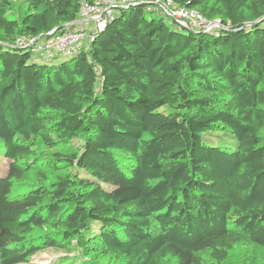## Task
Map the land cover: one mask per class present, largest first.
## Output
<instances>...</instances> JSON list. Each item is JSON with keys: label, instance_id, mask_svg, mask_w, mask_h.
I'll return each mask as SVG.
<instances>
[{"label": "trees", "instance_id": "1", "mask_svg": "<svg viewBox=\"0 0 264 264\" xmlns=\"http://www.w3.org/2000/svg\"><path fill=\"white\" fill-rule=\"evenodd\" d=\"M82 1L0 0V264L264 250V0H173L219 19L211 33L131 5L74 56L17 45L77 23Z\"/></svg>", "mask_w": 264, "mask_h": 264}, {"label": "built area", "instance_id": "2", "mask_svg": "<svg viewBox=\"0 0 264 264\" xmlns=\"http://www.w3.org/2000/svg\"><path fill=\"white\" fill-rule=\"evenodd\" d=\"M131 5H143L146 10L155 11L175 28L211 33L223 27L219 19H206L196 9L178 6L173 0H97L94 3L82 1L79 16L92 22L90 28L78 25V22L71 23L64 26L61 32L52 29L41 38H19L17 45L32 46L35 54L48 59L74 56L87 45L96 30L101 29L113 18L116 9Z\"/></svg>", "mask_w": 264, "mask_h": 264}, {"label": "rangeland", "instance_id": "3", "mask_svg": "<svg viewBox=\"0 0 264 264\" xmlns=\"http://www.w3.org/2000/svg\"><path fill=\"white\" fill-rule=\"evenodd\" d=\"M18 7V2H16ZM147 16H157L155 11L146 10ZM33 58L39 61V58L32 54ZM59 59H62L59 57ZM79 141L72 140L68 144L59 147L60 151L72 152ZM8 159L1 154L0 144V174L6 171ZM75 244V241L72 242ZM92 257L86 254L78 245H74L70 251L49 247L44 251L37 252L31 256L25 263L20 264H88L91 263ZM101 264H109L106 260ZM224 264H264V250L254 246H241L237 245L231 250L227 260Z\"/></svg>", "mask_w": 264, "mask_h": 264}, {"label": "crops", "instance_id": "4", "mask_svg": "<svg viewBox=\"0 0 264 264\" xmlns=\"http://www.w3.org/2000/svg\"><path fill=\"white\" fill-rule=\"evenodd\" d=\"M78 25H81V26H83V27H85V28H90L93 24H92V22L91 21H89V20H81V21H79V23H77Z\"/></svg>", "mask_w": 264, "mask_h": 264}, {"label": "water", "instance_id": "5", "mask_svg": "<svg viewBox=\"0 0 264 264\" xmlns=\"http://www.w3.org/2000/svg\"><path fill=\"white\" fill-rule=\"evenodd\" d=\"M81 20H84V19H78V20H76L75 22H79V21H81ZM261 20H264V18L263 19H261ZM260 21V20H259ZM74 23V22H73ZM56 30V29H55Z\"/></svg>", "mask_w": 264, "mask_h": 264}]
</instances>
